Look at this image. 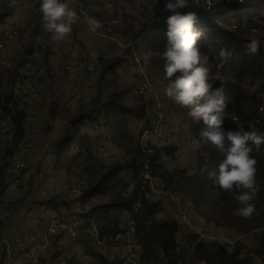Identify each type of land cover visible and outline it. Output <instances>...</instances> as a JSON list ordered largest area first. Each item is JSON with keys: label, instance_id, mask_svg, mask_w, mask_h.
Returning a JSON list of instances; mask_svg holds the SVG:
<instances>
[{"label": "trees", "instance_id": "obj_1", "mask_svg": "<svg viewBox=\"0 0 264 264\" xmlns=\"http://www.w3.org/2000/svg\"><path fill=\"white\" fill-rule=\"evenodd\" d=\"M80 1L84 3L85 11L91 15H97L94 13L96 8L104 17L119 19V33L122 34L125 45L124 48H116L112 42L100 39L89 29L88 32L96 36L94 41L79 38L74 26L81 22L85 28L88 26L85 20L79 18L70 33V45L77 48L82 47L83 43H102L101 56L104 58L99 57V65L94 68L91 81L87 66L69 74L65 60L60 63L58 72H51L59 56L56 42L51 44L47 37L51 35L44 30L37 1L8 0L0 6V26L3 24L4 27L9 21L14 22V10L10 5L21 9L14 29H22L25 34L30 30L41 36L46 42L43 55L47 62L44 73L36 72L32 76L38 94V101L33 107L23 102V90L16 88V84L22 79V71L30 60L31 45L21 44L20 52L15 50L8 65L0 67V121H8L9 133L12 135L9 142L0 138V211L7 213L15 203H21L12 201L9 208L4 209L1 200L7 188L4 181L5 163L16 153V146L24 136L29 116H32L36 125V120L41 116L54 122L64 117L65 107L57 99L58 82L60 89L69 97L67 104L72 111L65 114L68 122L64 131L59 125L42 128L41 138L52 145L54 155L47 166L54 167L57 173L72 176L82 183L84 189L82 195L75 199H68L65 194L60 193L53 197L55 201H49V206L52 213L60 219L69 214H77L85 223L76 231L75 244L59 246L55 238H52V247L45 250L42 264L58 258L64 259L66 264H84L90 260H96L98 264H126L111 260L101 250L92 247L89 231L92 226L95 227L104 248L116 247V236L130 227L126 215L130 217L135 232V256L138 264H253L255 258L264 263V231L257 233L252 248L247 247L246 241H240L231 252H227L219 243L200 242L194 232H185L174 204L168 202L161 205L153 200L151 189L145 182L144 175L148 173L165 190L188 203L190 220L204 231L220 234L224 231L250 233L256 229H264V144L257 149L249 143L251 155L257 160L256 181L260 190L253 201L255 213L251 218H242L233 214L240 206L235 199L238 193L224 191L214 182L218 164L224 157L202 135L210 131L209 127L202 120L194 123L188 116L190 108H182L166 96L160 99L164 106L170 102L167 112H164L163 123L166 127L174 125L171 118L173 114L177 119L175 125L183 130V137L195 144V150L182 161L177 160L184 149L179 138L174 141L166 134L160 143L145 145L136 138L139 127L135 132L133 122L145 124L152 118L151 110L155 106V99L151 94L141 97L133 95V88L139 81L132 62L133 55L142 52L150 62L152 54L159 56L163 52L167 43V25L163 22L172 13L157 7H165L167 0H158L154 5L152 0H141L143 11L129 18L125 7L134 9L136 0H97L94 9L89 7V0ZM72 7L79 15L78 8ZM120 11L126 19L122 20ZM178 11L181 14L189 11L196 13L198 22L194 28L205 34L199 43L201 51L209 55L213 65L212 78L220 76L213 72L216 71L217 60L212 46L223 43L221 45H225L228 50H233L235 55L229 62L228 72L231 81L224 82L225 95L228 97L226 111L237 117V123L244 126L245 131L249 130V125L264 131V49L260 47L258 55H249L243 47L248 42L244 36L245 31L264 28V0H247L241 4L218 3L210 9L182 8ZM231 21L239 25L237 34H232L221 25ZM86 34L90 36L87 32ZM112 50L115 52L111 53ZM125 57L131 60L130 66ZM147 67L149 68L148 65ZM163 71L162 67L161 74L155 76V81L162 80L166 84L161 76ZM87 78L91 83L89 90L86 89ZM245 81H260V85L254 93L248 94L242 87ZM211 83L213 89L221 86L219 80ZM197 103H204V98L201 97ZM101 112H105V125L113 141L114 161L94 156L91 149L99 141L98 137H91L79 129L88 117L96 118ZM92 121L94 123V119ZM237 123L226 118L222 127L225 131H236ZM73 144L77 145L75 152L72 151ZM34 177L22 179L20 185L25 183L32 186ZM54 182L53 178L45 176L41 179L42 185L58 186ZM74 205L75 209L72 208ZM11 234L17 235L18 231L13 230ZM188 247L192 250V256L189 255ZM74 248L79 249L81 254L73 252Z\"/></svg>", "mask_w": 264, "mask_h": 264}, {"label": "built area", "instance_id": "obj_2", "mask_svg": "<svg viewBox=\"0 0 264 264\" xmlns=\"http://www.w3.org/2000/svg\"><path fill=\"white\" fill-rule=\"evenodd\" d=\"M67 3L71 4L74 7H77L79 10V18L87 21L88 17H94L102 23V27L98 29L95 33L99 36L100 39H106L113 44L121 45L124 40L122 39V34L119 33L120 21L117 18L104 21L98 15H91L89 12L85 11V5L80 0H65ZM247 0H243V2ZM3 0H0V4ZM192 0H190V3ZM203 4V0H201ZM218 3H225V0H214L212 7ZM241 0H234V2L228 1V4H241ZM89 5L96 6L95 0H89ZM200 7H189L188 9H197ZM206 8V7H204ZM166 24V20L163 22ZM167 25V24H166ZM264 29V28H263ZM253 36L259 38L261 33V28L251 29ZM26 37V34L22 29L15 30L11 25L8 28L3 29L1 32L0 38V53H7L6 44L23 41ZM261 41V47L264 49V35ZM20 46L16 47V50L20 52ZM98 63L95 62L93 66L89 68L90 76H93L94 66H97ZM33 71L36 73H43L45 68L41 62H38L33 67ZM67 71L69 74L76 73L75 69L67 66ZM135 71L139 76V81L133 88V95L136 97H141L145 94H151L155 99V106L152 108V118L145 124H141L137 132V140L142 144H158L162 141L166 134L171 140L176 141L179 137L176 133V129L179 128L175 125L177 122L176 117L171 114L173 120V126L167 128L163 123L164 112H167V107L161 103L160 99H164L165 95L162 93L164 88V82L162 80L153 81L147 70L142 68L139 64H135ZM92 80V77L90 78ZM260 85V81L255 83H250L245 81L242 85L243 90L248 94H252L255 91H248L244 88L245 84L252 85V88L256 84ZM19 84L22 85V79L19 80ZM23 90V102L29 106L33 107L38 101V94L33 82H26ZM99 124L102 129L108 131V127L105 125L104 117L105 112H101L100 115H97ZM34 120L32 116L28 118V125L25 128V133L20 142L17 144V151L14 156L10 157L5 163V172L8 175L10 182L8 193L11 195H16L12 191H15L22 179L35 176L34 173L36 169V164L33 161L34 155L38 150H41L40 159H53V149L52 145L44 140H39L38 134L34 127ZM9 123L7 120L0 121V138L4 142L11 141V134L9 133ZM183 134V133H182ZM183 136V135H182ZM113 141L111 136L108 134L103 146L99 149V154L104 160H112V149ZM191 155L189 149H183L177 157L178 161H182L184 158ZM194 161V159H192ZM145 182L148 183L151 189V198L158 201L161 205H166V203L171 202L175 206V210L178 214L179 221L184 225L185 232H194L197 236V239L203 243H219L221 244L227 252H231L233 247L240 241H245L244 233H234L232 235H221L216 236L208 231H203L199 229L194 222L190 220L189 204L182 201L179 197L175 196L172 192L165 190L162 184L150 177L147 173L144 175ZM22 191L29 189V186L25 183H22ZM83 185L77 180H73L68 186H65L63 193H65L68 199H75L82 195ZM51 195H55L54 191H51ZM2 207L4 209L9 208V203L7 198H2L1 200ZM13 208H9L7 213L0 211V264H14L15 256L14 250L17 248H22V243L19 238H12L10 236V222L13 216ZM29 215L35 221L37 225L38 236L31 237V244L24 250H22V256L29 264H42L41 252L48 248L51 243V239L55 238L56 244L59 246H65L66 244H75L77 242L76 231L84 225V219L79 217L77 214L72 215L67 220H61L56 217L50 210L49 202L42 199L34 198L29 204ZM126 221L129 224V229L125 230L123 233H120L116 236L118 245L116 247L104 248L100 241V236L98 231L92 226L90 231V245L95 247L98 250H101L105 256L111 260L122 261L126 264H138L135 252H136V243H135V232L134 228L130 222V217L125 216ZM259 231H264V229H256L248 234L251 235L252 241L255 240L256 235ZM247 247L252 248V243L247 244ZM189 249V255L192 256V250ZM246 257V255H245ZM47 264H59V263H47ZM61 264H66V261H62ZM84 264H98L96 260H90ZM253 264H264L255 258Z\"/></svg>", "mask_w": 264, "mask_h": 264}, {"label": "clouds", "instance_id": "obj_3", "mask_svg": "<svg viewBox=\"0 0 264 264\" xmlns=\"http://www.w3.org/2000/svg\"><path fill=\"white\" fill-rule=\"evenodd\" d=\"M37 3L45 32L51 35L53 41H63L79 20L77 12L65 0H37ZM156 3L158 0H152V5ZM213 4L214 0H203V4L201 0H192L191 3L190 0H167L165 10L172 14L166 18L167 43L163 52L158 54L164 61L161 76L166 84L163 94L180 107L190 108L191 111L187 114L194 123L202 120L209 127L210 131L202 135L224 157L218 164L214 182L224 191L238 193L235 199L240 206L234 210V215L251 218L256 211L253 201L257 198L260 186L256 181L257 160L251 155L252 148L249 143L259 149L264 144V131L254 125H249V130L245 131L244 126L237 123V117L226 111L228 97L225 95L224 82L228 80L211 76L213 65L209 55L201 51L199 43L205 34L194 28L198 17L192 11L183 14L178 11L184 7L204 6L210 9ZM86 22L93 33L103 26L94 17H88ZM229 30L235 31V25ZM243 47L247 54L258 55L261 41L253 36ZM234 55L233 50L220 48L219 62L215 67L222 68ZM214 80H219L221 86L213 89L211 81ZM257 87L258 83L253 86V91ZM201 97L204 98V103L198 104ZM226 118L236 122L238 130L225 131L222 124Z\"/></svg>", "mask_w": 264, "mask_h": 264}, {"label": "rangeland", "instance_id": "obj_4", "mask_svg": "<svg viewBox=\"0 0 264 264\" xmlns=\"http://www.w3.org/2000/svg\"><path fill=\"white\" fill-rule=\"evenodd\" d=\"M6 1L8 2V0H3V2L0 4V6ZM29 1H31V0H29ZM33 1L35 2L37 0H33ZM216 1L219 2V0H216ZM228 1L229 0H225V3H228ZM231 2H234V0H231ZM95 3L97 4V0H95ZM10 6L11 7H15V6H12V5H10ZM144 6H146V4H144ZM163 8L165 10V7H160V6L157 7V9H159V10H161ZM188 8L189 7H184V10H187ZM142 11H143V8L141 6V0H136V6H135L134 9H130L129 7H125V13L127 14V18H129L133 14H138V13H140ZM120 15H121L122 20L126 19L121 11H120ZM18 17H19V14H17V16L14 19V23L15 24L17 23V18ZM100 17L104 21L108 20V18H109V16H107V17L102 16L101 12H100ZM231 22H233V21H231ZM231 22L228 23V24H221V25L224 26V28H226L227 30H229L233 25H235L236 30L235 31H231V32H232V34H237L239 32V25H237L238 23L236 24L234 22L233 23H231ZM86 27H87V29H89V26H86ZM252 35H253V33H252V30H250V29H248L247 31L244 32V36H245L246 40H249ZM263 35H264V29L261 28V33L259 35V39L260 40L263 38ZM255 36H257V35H255ZM103 40H106V39H103ZM100 43L101 42H94L93 44L92 43H89V44L83 43L82 47L74 48L73 46L70 45V38L66 39V45L65 46L60 41H57L56 42V51H57V55L59 56V59H58L57 63L53 66L51 72H55V71L58 72L60 70V68H61L60 67V63L63 60H65L67 62V66L74 68L76 70L75 72H77L80 69H83L84 66H87V70L89 72V68L91 66H93L95 64V62H97L98 65H99V57H103V56H101V47H100V45H102V43L101 44ZM21 44L31 45L32 49L30 51V60L27 61L26 66H25V70L22 71L23 84L22 85L16 84V88H19V87L23 88L25 86L26 82H33L32 76L34 74H36L33 71V67L35 66V64H37L38 62H41L43 64L45 70H46V67H47V62H46V60L44 58V55H43L44 50L46 49V42L42 38H37L33 34H31L29 36H26L23 41L14 42V43H7L6 44L7 53H5V54L0 53V67L8 65L9 61L11 60V58L13 57V55L15 53L16 47L17 46L22 47ZM221 44H223V43H221ZM221 44H216V45L212 46V52H214V49H215L214 56H216L217 63L219 62L218 61L219 49L220 48H226L225 45H221ZM114 47H116V48H124L125 45H124V42H123L121 45L114 44ZM113 52H115V51L112 50L111 53H113ZM125 60H127V62H129V66H130L131 65V60L128 59L127 57H125ZM149 60H150V62L148 61V58L146 57V55H144L142 52H139V53H134L132 62L134 64V67H135V64L137 63L142 68L147 70V73H148L149 77L153 81H155V76H159L161 74V69L163 67L162 59H161L160 56H153V54H152L151 58H149ZM145 63L149 66V68L152 71L147 67V65ZM95 67L96 66H94V68ZM215 70L216 71H213L214 73H216V74L219 73L221 77L226 78L228 80V82H229V80H230V77H229V74H228V72H229V63L225 64L220 69L215 68ZM122 71H123V69H121V73H122ZM135 74L137 75L136 71H135ZM89 75H90V72H89ZM90 78H91V76H90ZM89 80H88V78L86 79V89L87 90H89V87H90V84H91L89 82ZM56 85L58 86L57 89H59L58 92H57V99L59 100V102H62V104L65 107L64 117H62L58 122H54V121L47 120V119L43 118V116H41L38 120H36V123L38 125L35 124V120H34V124H35L34 127L36 129V133L38 134V137L40 138L39 140H44V138H41V135H42V132H43L42 128L51 127L53 125H55V126L59 125V128L62 131H64V128L67 126V122H68L66 117H65V114H70V112L72 111L70 106L67 104V102L69 100V97H67L65 95V93L63 92V90L60 89L61 85L58 82H56ZM244 88L246 90H248V91H253L252 85H250V84H245ZM169 105H170V102L167 103L166 107H168ZM92 119H94V123H93ZM79 129L83 133H87V134L91 135V137H98L99 141L94 144V147L91 150H92L94 156H96L99 159H101L102 156L99 154V149L103 146L104 141H105L107 135L109 134V132H107V131H105L104 129L101 128L97 116H96V118L93 117V116L88 117L86 119V121L83 124L80 125ZM70 130L72 131V127H70ZM176 133H177V135L179 137V143L181 144V146L184 149H189L190 153H192L195 150L194 142L190 141L187 137H183L182 136L183 135L182 134L183 130L176 129ZM189 138L192 139L190 135H189ZM72 146H73L72 147V151L75 152L76 149H77V145L73 144ZM44 170H45V173H47L50 176H54L55 179L58 181V182H54V184H57V183L64 184V183H66V186H68L73 180H75L74 178H72V176L70 177V175H64V174L57 173L54 167L43 166V168H42V173L43 174H44ZM64 178H66V179H64ZM4 181H5V184H6V187H7L6 188V192H7L8 189H9L10 182H9V179H8V175L5 172V169H4ZM12 192L17 195V194H22L23 192H26V191H22V187L19 184L18 188L15 191H12ZM41 197L45 198L46 196L45 195H41ZM12 201L13 200H11V202ZM210 233H212V234H214L216 236H221V235H232L235 232L224 231V232H222L220 234H216V233H213V232H210ZM244 235H245V241L247 242V244H249L251 242L252 246H253V244L255 243V240L252 241L251 235L248 234V233H244ZM58 260L59 261H64L62 258H58Z\"/></svg>", "mask_w": 264, "mask_h": 264}, {"label": "crops", "instance_id": "obj_5", "mask_svg": "<svg viewBox=\"0 0 264 264\" xmlns=\"http://www.w3.org/2000/svg\"><path fill=\"white\" fill-rule=\"evenodd\" d=\"M69 7L70 8H73L71 5H69ZM89 7H91L92 9H94L96 6L89 5ZM11 8L14 10V15H13V20H14L15 17L17 16V14H19V16H20L21 9L17 8L16 6L15 7H11ZM100 12L101 11H98V10L96 11V8L94 9V13L97 14L99 17H100ZM81 23H78L76 26H74V28L76 29L75 31L77 33V36L79 38H82V39H87L88 41H94L93 39H95L96 36L90 34L88 32V30H87V27L85 28L84 26L81 25ZM9 25H11L12 28H14V25L15 24H14L13 21H9L6 24L5 28H8ZM3 29H4V25L1 24V26H0V32H2ZM86 32L90 36H88L86 34ZM31 34L35 35L37 38H42L41 36L35 34L34 32H32L30 30L29 31H26V36H29ZM47 37L50 38L51 44H55V42H57V41H53L51 39V36H47ZM66 38H70V35H68ZM60 42L64 46L66 45V39H64L63 41H60ZM68 96H70V93L69 92H68ZM81 99H82V97H81ZM140 125L141 124H138L136 122H133V128H134L135 132H136V129L138 127H140ZM136 136H137V133H136ZM44 141H46V140L44 139ZM111 150H112V153H113L112 154V157L113 158H112L111 161H114V151H113V148ZM40 153H42V151L41 150H38L37 153L33 157V161L36 164V169H35L34 173H36V174H35L34 182H33L32 186H29V189L26 190V192H23L22 194H17V195H14L13 196V195L9 194L8 192H6V194L2 197V198H7L8 203H10L11 200H13V201H21V203H15L11 207V208H13V212L14 213H13V216H12V220L10 222V236L12 238H19L20 241H21V243H22V248H17V249L14 250V256H15V259H16L14 264H29V262L23 258V256H22V250H24V248L26 249L31 244V237H37L38 236L37 225H36L35 221L29 215V204H30V202L34 198L42 199V200L48 201V202L51 201V200L55 201L53 199V197H56L58 194L63 193V189L66 186V183H64V184L58 183V186H56V187H53L51 185H42L41 179H42L43 176L48 177V178H53V180H55L56 182H58V181L55 179L54 176H50L47 173H45V170H44V174L42 173L43 166H47L53 159H51V158L50 159H40V157H39L40 156ZM64 179H66V178H64ZM51 191H54L55 192V195H51ZM63 194H65V193H63ZM41 195H45L46 197L45 198H42ZM72 208L75 209L76 206L74 205V206H72ZM71 216L72 215L69 214L66 218H62L61 220H67ZM196 226L199 229H201L197 224H196ZM13 230H17L18 231V234L17 235H12L11 232ZM23 230H25V233H22ZM201 230H203V229H201ZM29 231L31 233H29ZM51 247H52V244L50 243V245L48 246V248H51ZM47 249H45V250H47ZM45 250H43L41 252V257H43V255L45 253ZM75 251H78L79 254H81V251L79 249L74 248L73 252H75ZM41 261H42V259H41ZM50 262L61 264L62 261H59L57 259V260L50 261ZM50 262H47V263H50Z\"/></svg>", "mask_w": 264, "mask_h": 264}]
</instances>
